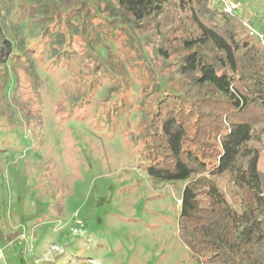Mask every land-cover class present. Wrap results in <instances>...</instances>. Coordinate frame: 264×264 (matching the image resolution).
<instances>
[{"label":"rangeland","instance_id":"obj_1","mask_svg":"<svg viewBox=\"0 0 264 264\" xmlns=\"http://www.w3.org/2000/svg\"><path fill=\"white\" fill-rule=\"evenodd\" d=\"M17 1L0 0L7 39L24 46L0 64V264H199L178 234L183 183L143 170L155 65L144 68L118 20L80 33L88 0H36L56 8L58 36L42 38L46 22L30 6L21 17ZM77 1L86 13L71 19ZM234 1L264 36V0ZM256 147L264 172V141Z\"/></svg>","mask_w":264,"mask_h":264},{"label":"trees","instance_id":"obj_2","mask_svg":"<svg viewBox=\"0 0 264 264\" xmlns=\"http://www.w3.org/2000/svg\"><path fill=\"white\" fill-rule=\"evenodd\" d=\"M88 1L80 33L86 23L98 31L118 20L146 57L144 68H157L160 93L145 126L143 170L156 182L183 183L180 241L199 264H264V172L256 147L264 141V46L252 42L235 12L212 9L209 0ZM17 3L21 17L36 12L46 22L40 38L57 35L48 1ZM85 5L78 2L71 19L86 13ZM3 17L0 64L24 49L23 40L7 39ZM6 241L0 233L1 248Z\"/></svg>","mask_w":264,"mask_h":264},{"label":"built area","instance_id":"obj_3","mask_svg":"<svg viewBox=\"0 0 264 264\" xmlns=\"http://www.w3.org/2000/svg\"><path fill=\"white\" fill-rule=\"evenodd\" d=\"M220 1V9L227 13L233 14L238 9V4L233 0H219ZM246 27V26H245ZM248 34L253 37L259 43H262L264 46V36H262L259 32H257L254 28L247 26Z\"/></svg>","mask_w":264,"mask_h":264},{"label":"crops","instance_id":"obj_4","mask_svg":"<svg viewBox=\"0 0 264 264\" xmlns=\"http://www.w3.org/2000/svg\"><path fill=\"white\" fill-rule=\"evenodd\" d=\"M212 2H213V4H215L218 8L220 7V1L219 0H211ZM251 17V15L248 17V18H250ZM252 18V17H251ZM251 18H250V20H251Z\"/></svg>","mask_w":264,"mask_h":264}]
</instances>
